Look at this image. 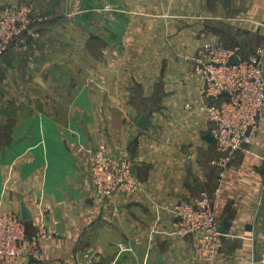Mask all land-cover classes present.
Listing matches in <instances>:
<instances>
[{
	"label": "crops",
	"instance_id": "crops-1",
	"mask_svg": "<svg viewBox=\"0 0 264 264\" xmlns=\"http://www.w3.org/2000/svg\"><path fill=\"white\" fill-rule=\"evenodd\" d=\"M27 1L0 0V10ZM31 2L50 20L0 58V212L29 210L37 252L27 264H80L86 253L92 264H254L264 252V117L222 174L206 139L210 100L188 59L226 39L229 20L243 21V0ZM259 4L250 13L261 9L263 24L251 36L262 43L245 45L252 54L264 47ZM58 25L67 30L60 48L52 46ZM101 143L127 154L142 182L105 208L91 184L90 157ZM202 196L222 233L214 254L196 236L171 233V209ZM41 227L51 238H38Z\"/></svg>",
	"mask_w": 264,
	"mask_h": 264
},
{
	"label": "built area",
	"instance_id": "built-area-1",
	"mask_svg": "<svg viewBox=\"0 0 264 264\" xmlns=\"http://www.w3.org/2000/svg\"><path fill=\"white\" fill-rule=\"evenodd\" d=\"M31 1L18 6L7 3L0 10V58L11 49L24 48L28 36L50 20ZM242 52L240 46L207 42L196 54L188 56L194 73L203 81L201 92L210 100L202 109L210 118V134L220 153L214 163L222 174L236 154L255 141L264 117V47L248 57ZM236 57L238 63L234 62ZM90 161L93 199L99 207H107L118 195L131 196L141 190L142 182L135 176L127 154H109L101 143ZM171 214L173 235L196 236L211 254L215 253L222 233L208 196L181 201L171 209ZM38 238L47 240L51 235L41 227ZM36 246L20 215L0 212V264H27L37 252ZM118 248L120 252L130 249L123 244ZM92 262L90 253H86L80 264ZM254 264H264V252Z\"/></svg>",
	"mask_w": 264,
	"mask_h": 264
},
{
	"label": "rangeland",
	"instance_id": "rangeland-1",
	"mask_svg": "<svg viewBox=\"0 0 264 264\" xmlns=\"http://www.w3.org/2000/svg\"><path fill=\"white\" fill-rule=\"evenodd\" d=\"M260 1L259 0H243L242 13L238 14L236 16V18H242L243 17V21H231V20H229L228 21V25L229 26L227 27L228 32H230V33L227 34L229 36L226 39H218L217 41H212V42H219V43H221V44H223L225 46H228V45L240 46L245 53H247L248 55L252 54L253 52L249 48H251V46L254 43L255 44H261L262 41L259 38L257 39V37L255 38L254 35L251 36V34L255 32V29H256V27L259 24L262 25L263 23L261 22V20H262V18H261V16H262L261 9H260V15H259V13H258V11L256 9H255V11L253 13H252V11L250 13V10L255 5L261 6L262 4H259ZM70 2H71V0H69V3ZM64 11L65 10H63V14H64ZM68 11L71 12V16H69L70 14L68 15L66 13L67 14L66 18L72 17L73 15L76 14L74 8L73 9L71 8ZM44 28H45V26L41 27L40 30L41 31H46L47 29L44 30ZM206 30H207V28H206ZM65 31H67V30H65L64 27L62 29V27L61 26L59 27V25L56 27L55 30L52 29L51 32H55L52 35V38H53L52 46L53 47H56V48L63 47V41H60L61 40L60 37H62V34ZM73 31L75 32V30H73ZM51 32H49V33H51ZM235 34H242L243 39L242 40L236 39V35ZM32 36H33V34L29 35L28 38H32ZM28 45L32 46V41H30V42L28 41ZM33 45H34V43H33ZM245 45L248 46L249 48H246Z\"/></svg>",
	"mask_w": 264,
	"mask_h": 264
},
{
	"label": "water",
	"instance_id": "water-1",
	"mask_svg": "<svg viewBox=\"0 0 264 264\" xmlns=\"http://www.w3.org/2000/svg\"><path fill=\"white\" fill-rule=\"evenodd\" d=\"M234 62H235V63H238V62H239V58L236 57V58L234 59ZM150 116H151V111H150L149 113L145 114V115H140V116L137 118V120H136V124H137V126H138L139 128H141V129H145L146 126H147V123H148V121H149ZM206 139H207L208 141H214L213 136H212L211 134L208 135V136H206ZM30 218H31V215H30L29 210L26 208L25 205H23V206H22V219H23L24 221H27V220H29Z\"/></svg>",
	"mask_w": 264,
	"mask_h": 264
},
{
	"label": "trees",
	"instance_id": "trees-1",
	"mask_svg": "<svg viewBox=\"0 0 264 264\" xmlns=\"http://www.w3.org/2000/svg\"><path fill=\"white\" fill-rule=\"evenodd\" d=\"M242 54H244V51L242 52ZM248 55H246L245 57H247ZM26 222V224H27V221H25Z\"/></svg>",
	"mask_w": 264,
	"mask_h": 264
}]
</instances>
